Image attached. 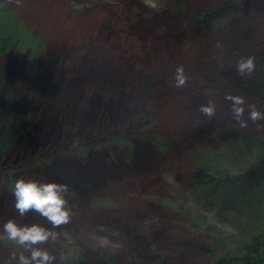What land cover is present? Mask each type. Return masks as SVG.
I'll return each mask as SVG.
<instances>
[{"label": "rangeland", "instance_id": "rangeland-1", "mask_svg": "<svg viewBox=\"0 0 264 264\" xmlns=\"http://www.w3.org/2000/svg\"><path fill=\"white\" fill-rule=\"evenodd\" d=\"M236 1L0 0V93L23 97L16 147L0 163V264H41L47 250L217 264L264 236V166L245 197L190 179L201 165L245 174L261 157L241 136L264 135V102L216 69L232 52L264 56V0L229 9ZM143 73L157 79L152 126L132 133Z\"/></svg>", "mask_w": 264, "mask_h": 264}, {"label": "trees", "instance_id": "trees-1", "mask_svg": "<svg viewBox=\"0 0 264 264\" xmlns=\"http://www.w3.org/2000/svg\"><path fill=\"white\" fill-rule=\"evenodd\" d=\"M245 1L246 0H239L232 2L228 8L230 9L236 4L243 5ZM257 6V3H255L254 7ZM262 8H264V3L262 4ZM202 16L205 20H209L212 18L211 16H214L213 11L206 10ZM195 21L197 23L198 17L195 18ZM249 41L250 39L243 38L241 40V45L243 43H248ZM6 43L7 41L1 45L0 51L4 52L3 49L8 46ZM221 68L232 71L229 76L228 84L231 90L238 94V96L264 102V56L249 58L244 55L240 56L237 52H232L230 56L221 59L219 63L216 64L217 71L222 70ZM139 76H141V82L137 87V93H134L135 96H133L131 101L133 103L136 101L137 106L141 107V111L136 115V120L133 123L135 129L132 133H144L143 131L145 127L152 126V119L147 117V114L150 107L152 91L157 79L156 76H153L151 73L137 74L135 75L136 79ZM22 100L23 97L21 95L13 93L12 91L0 93V105L3 104L2 106L4 107V111L0 115V163L10 154L11 150H14L16 147L18 140V109ZM119 102L120 100L118 103L114 102L112 109L115 110V108H119V111L122 112L121 109L123 110V103L120 104ZM143 107H145V109H143ZM241 137L242 143L249 152H258L259 156H261L258 163L254 164V166L247 170L245 174L236 175L237 177L226 172L219 174L209 166L201 165L194 170L190 178L194 189L202 191L205 188H209L214 193L219 191L223 196L229 195L233 190L237 189L240 196H247V187L244 182L249 179V176H259L256 172L257 170L255 171L256 165L264 166V135L254 137L247 133H243ZM156 139L157 137L155 136H152L151 138L153 141H156ZM42 157V153H40L21 159L15 168L19 169L27 166L35 161H39ZM2 170L3 169L0 167V172ZM237 179H241L242 183L240 186L234 187ZM253 193H250V195ZM263 247L264 236L260 234L256 235L248 243L245 253L240 256L223 255L217 258V264H264ZM41 258V264H120L116 257L88 260L85 256H77L75 258L60 259L50 250L43 252Z\"/></svg>", "mask_w": 264, "mask_h": 264}]
</instances>
